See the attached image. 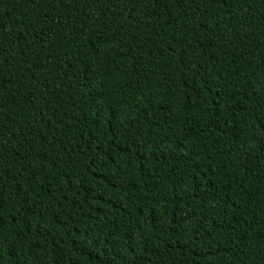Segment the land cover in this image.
Returning a JSON list of instances; mask_svg holds the SVG:
<instances>
[{"label": "trees", "instance_id": "obj_1", "mask_svg": "<svg viewBox=\"0 0 264 264\" xmlns=\"http://www.w3.org/2000/svg\"><path fill=\"white\" fill-rule=\"evenodd\" d=\"M0 264H264V0H0Z\"/></svg>", "mask_w": 264, "mask_h": 264}, {"label": "snow or ice", "instance_id": "obj_2", "mask_svg": "<svg viewBox=\"0 0 264 264\" xmlns=\"http://www.w3.org/2000/svg\"><path fill=\"white\" fill-rule=\"evenodd\" d=\"M224 2H225V3H227V2H228V0H224Z\"/></svg>", "mask_w": 264, "mask_h": 264}]
</instances>
